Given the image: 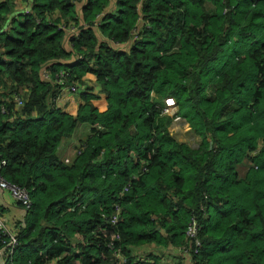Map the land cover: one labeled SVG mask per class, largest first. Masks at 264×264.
<instances>
[{
	"label": "trees",
	"instance_id": "16d2710c",
	"mask_svg": "<svg viewBox=\"0 0 264 264\" xmlns=\"http://www.w3.org/2000/svg\"><path fill=\"white\" fill-rule=\"evenodd\" d=\"M0 173L31 198L0 264H152L191 216L197 264H264V0H0Z\"/></svg>",
	"mask_w": 264,
	"mask_h": 264
},
{
	"label": "built area",
	"instance_id": "2783aa9c",
	"mask_svg": "<svg viewBox=\"0 0 264 264\" xmlns=\"http://www.w3.org/2000/svg\"><path fill=\"white\" fill-rule=\"evenodd\" d=\"M14 100L17 101L19 105L22 102V99L18 96H15ZM176 113L177 105L174 98L166 97L164 100V106L161 109V115L175 116L179 119V116H176ZM65 161L67 162L68 159L66 158ZM4 162L5 161L2 160L1 164H4ZM126 188L127 187H125L124 190H126ZM2 192H7L14 202L20 206L24 214L31 207V198L28 190L25 187L10 183L0 173V193ZM120 212L121 206L119 204H115L113 211L109 216V223H117ZM22 222L23 220L21 223ZM15 228L16 226H14V228H10L5 223L3 217L0 214V232L5 235V239L2 241L0 246V263H3L8 257L12 255L15 246L18 244V237ZM199 229L200 228L195 216H191L185 232L189 242L178 247V252L180 254H190L189 264H197L194 256L199 253L201 246ZM116 238L119 239L118 234H116ZM109 245H113V243L110 242ZM112 256L114 258V264H125L127 261L126 255L120 250V248H113Z\"/></svg>",
	"mask_w": 264,
	"mask_h": 264
},
{
	"label": "crops",
	"instance_id": "0c3cea01",
	"mask_svg": "<svg viewBox=\"0 0 264 264\" xmlns=\"http://www.w3.org/2000/svg\"><path fill=\"white\" fill-rule=\"evenodd\" d=\"M68 100H71V102L72 100L74 101L73 97L65 94L64 96H61V98L57 101V104L59 106H63L68 102ZM70 106L72 108L73 103H71ZM88 131L89 127L81 124L77 126L72 135L64 143H62L61 149L64 159H70L73 156L78 141L84 139L88 134ZM0 214L10 228H14V226L20 224L24 217L23 210L16 202H14L7 192L0 193ZM128 249L132 255L139 256V258L147 256L151 253V257L154 258H151L153 261L152 264H175L178 261L182 264H189L190 261V254H180L178 252V247H172L164 250V248L159 244L153 242L141 245H131Z\"/></svg>",
	"mask_w": 264,
	"mask_h": 264
},
{
	"label": "rangeland",
	"instance_id": "374dc122",
	"mask_svg": "<svg viewBox=\"0 0 264 264\" xmlns=\"http://www.w3.org/2000/svg\"><path fill=\"white\" fill-rule=\"evenodd\" d=\"M161 102V101H159ZM158 102V104H160ZM170 133L171 135L178 141L188 143L192 147H197L200 143V138L197 136L190 126H188V123L186 120L182 117L173 118V121L170 125Z\"/></svg>",
	"mask_w": 264,
	"mask_h": 264
}]
</instances>
